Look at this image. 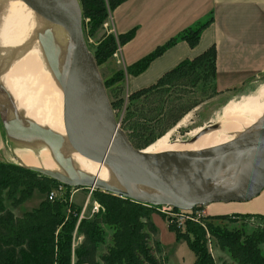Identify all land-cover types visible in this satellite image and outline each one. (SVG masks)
Wrapping results in <instances>:
<instances>
[{
  "label": "trees",
  "instance_id": "obj_1",
  "mask_svg": "<svg viewBox=\"0 0 264 264\" xmlns=\"http://www.w3.org/2000/svg\"><path fill=\"white\" fill-rule=\"evenodd\" d=\"M123 1L79 0L83 34L86 35L84 21L87 19L88 34L97 36L111 12ZM209 23L210 19H207L183 29L124 70H118L103 80L106 90L122 81L125 74L138 75L145 71L156 57L178 41H186L194 47ZM134 33L135 28L120 34H101L92 51L98 67ZM193 92L198 94V99H191ZM217 93L216 51L214 46H209L192 58L177 63L154 84L131 92L124 106L121 126L135 148L146 149L189 111ZM109 98L113 110L123 107V99ZM57 183L18 163L0 162V264L166 263V258L160 256L156 228L150 220V214L161 206L146 205L98 189L94 190V196L101 206L99 212L79 221L80 208L68 206L62 200L48 201L45 198L21 216H15L4 206V197L16 207L30 199L35 191L46 195L50 185ZM244 216L257 217L262 220V225H255L264 228L263 215L248 213ZM236 217L239 216H229L228 219ZM185 225L183 231L172 224L168 229L176 240L186 242L194 254L193 264H215L202 226L190 221ZM209 230L220 249L228 251L236 264H264V255L259 249L264 242L261 232L249 236L241 230L229 232L212 226Z\"/></svg>",
  "mask_w": 264,
  "mask_h": 264
},
{
  "label": "water",
  "instance_id": "obj_2",
  "mask_svg": "<svg viewBox=\"0 0 264 264\" xmlns=\"http://www.w3.org/2000/svg\"><path fill=\"white\" fill-rule=\"evenodd\" d=\"M21 1L34 13L38 26L33 39L62 89L65 132L62 135L26 118L0 81V120L6 138L36 156L47 149L58 169L21 161L20 166L68 187L98 189L146 205L179 210L215 202H247L264 189V112L222 144L162 153L137 149L116 119L86 43L79 0ZM58 31L64 35L60 41ZM21 45L11 50L0 47V78L29 43ZM263 80L264 74L255 79ZM219 128L220 123L205 125L186 143ZM75 152L105 167L107 180L77 168L70 155Z\"/></svg>",
  "mask_w": 264,
  "mask_h": 264
},
{
  "label": "crops",
  "instance_id": "obj_3",
  "mask_svg": "<svg viewBox=\"0 0 264 264\" xmlns=\"http://www.w3.org/2000/svg\"><path fill=\"white\" fill-rule=\"evenodd\" d=\"M207 19L210 23L194 47L183 40L176 42L145 71L129 75V89L133 92L154 84L177 63L209 46H214L216 51L219 93L256 82L255 79L264 74V0H125L110 14L115 34L135 28L133 37L120 47L124 66L149 54L183 29ZM4 143L0 136V149L4 148ZM219 205L213 204L210 210L217 212ZM229 205L235 207L230 209L232 212L264 216V189L247 204L237 205L241 208ZM150 220L157 233L159 226L168 229L159 214L152 212Z\"/></svg>",
  "mask_w": 264,
  "mask_h": 264
},
{
  "label": "bare ground",
  "instance_id": "obj_4",
  "mask_svg": "<svg viewBox=\"0 0 264 264\" xmlns=\"http://www.w3.org/2000/svg\"><path fill=\"white\" fill-rule=\"evenodd\" d=\"M0 11V47L11 50L13 47L21 45V43H29L25 50L20 51L21 53L14 60L9 70L1 76L0 81L11 93L17 108L24 113L26 118L64 135L63 92L44 62L38 42L33 39L34 30L38 26V23L35 22L34 13L21 0H0ZM56 36L59 41L64 38L63 33L60 31L56 32ZM25 87H35L37 90L39 99H36L35 103L30 100L32 95H29V93L28 95L22 94V89ZM27 96H31L30 99ZM263 112L264 82L257 86L252 94L226 106L217 117V120L206 124L208 126L220 123L219 129L210 131L191 143H186L203 128L202 126L188 132L189 138L184 141H170L172 132L186 125L190 116V114H187L176 124L175 129L157 139L145 151L162 153L181 149L195 150L222 144L231 140L235 134L251 126L262 116ZM63 149L69 153L66 146ZM24 152L27 155L16 156L22 164L41 166L50 170L58 169L47 149H41L37 156L30 151L24 150ZM70 155L77 168L98 176L102 180H107L108 174L105 167L79 153L75 152Z\"/></svg>",
  "mask_w": 264,
  "mask_h": 264
},
{
  "label": "rangeland",
  "instance_id": "obj_5",
  "mask_svg": "<svg viewBox=\"0 0 264 264\" xmlns=\"http://www.w3.org/2000/svg\"><path fill=\"white\" fill-rule=\"evenodd\" d=\"M3 1H7V0H3ZM87 21H88L87 19H85L84 21L85 22V32H86V35L84 34V37H85V40H86V43L89 49L92 52L93 50H95V47L100 40L101 34L103 33L105 34L113 33L114 34V31L112 29V32H111L110 30L106 29L103 26L101 28V31L97 33V36L90 35L88 34V28L86 24ZM106 21H108L109 23V28H112L111 23H110V17ZM118 48L119 46H117L116 50L114 51V53H117L116 56H114V53H113L111 58H109L106 62H104L98 67L103 80L109 79L118 70H122V69L124 70L126 68V66L122 64V60L120 58V51L117 50ZM128 76H129L128 74H125V77L122 79V81H120L116 86H111L109 87V89L106 90L107 94L111 97V99H114V100L123 99V102H124L123 107L116 108V110H114L116 119L119 122L121 128H122L121 124L123 123L122 120L125 115L124 106L127 103L128 95L132 92L129 89ZM263 82L264 81L252 82L250 84H247L246 86L233 89L230 92L217 93L211 96L210 98L205 99L202 103H200L199 105H197L195 108H193L191 111L187 113L188 115L190 114V116L188 117V121L186 125L180 128H177L176 131L174 130V132H172L170 141H174V140L182 141V140L188 139L189 138L188 132H191L192 130L196 128H199L206 124H210L214 122V120H217V117L223 112L226 106H228L231 102L240 101L244 97L252 94L256 90V87L262 84ZM25 88L27 91L25 90ZM25 88L22 89V94L25 93L26 95H28L29 93V95H32V97L31 96H27V97L29 99L31 97L32 99L30 100L35 103L37 101L36 99H39L38 97L39 95L35 87L33 88L25 87ZM191 96H192L191 99L199 98L196 92L191 93ZM174 127L171 130L175 129ZM0 136H2L5 142L4 148L0 149V162L19 163L16 156L27 155V154L24 152V150H20L19 148H17V146H15L13 143L8 141V139L6 138L3 126L1 124V120H0ZM59 186H63L61 192L56 193V196L54 197V199L50 200L48 198L49 192L55 191V189H58ZM49 189L50 190L46 193V195L38 191H35L30 199L26 200L24 203L16 207L11 204L10 200L4 197V206L8 208L10 211H12V213L15 216H21L26 211H31L33 207L34 208L37 207L38 204L45 198H47L48 201L62 200L63 202H67L68 206L73 205V206H76L77 208H80L79 213L85 208L84 217H90L91 209L94 203H98L100 206V203L96 199L97 196L96 197L94 196V190L90 193L88 188L68 187V186L63 185L62 183L51 184ZM248 202H228V203L215 202L205 207H199L197 209L199 210V213L201 214V216L198 217L197 220L186 219L183 221L181 226H178V222L175 219L174 215L171 216L167 214L166 212H163L161 210V207L160 208L158 207L157 209H155L154 212L162 216L167 226L172 224L176 227V229H179L180 231H183L186 228L185 224L187 221L200 224V226H202V228L205 231V236L207 240V248L210 254L212 255V257L214 258L215 264H236V262L231 258L230 253L228 251L220 249L219 243L216 241V239L211 234L209 229H210V226H212L213 228H217V229L219 228L223 231H229V232L241 230L243 231L245 235H249V236L252 234H258L259 232H261V234L264 235V228L257 227V225H255V224L262 225V220L254 216H244L243 217L245 213L232 212L230 209L235 208V207H232L230 205H229L230 207H228V204H236V206L237 205L240 206V205H245ZM213 204H221L219 205L220 209L217 212H212L213 210H210ZM239 206L237 207L241 208ZM100 207H99V210H100ZM171 212L176 213V211L173 209L171 210ZM188 215L193 216L192 213ZM229 216H232V217L239 216V217H236L237 219L236 218L228 219ZM240 216H242V218ZM243 218L244 220H240ZM78 221H79V218H78ZM155 238H157V241L159 242V245L161 248L160 256L166 258L165 264H192L193 263L194 254L188 248V246L186 245V242L184 240H176L174 237V234L170 232L168 229H166V227L159 226L157 237L155 236ZM108 240L109 239H106L107 242ZM259 249L261 253L264 255V242L259 245Z\"/></svg>",
  "mask_w": 264,
  "mask_h": 264
},
{
  "label": "built area",
  "instance_id": "obj_6",
  "mask_svg": "<svg viewBox=\"0 0 264 264\" xmlns=\"http://www.w3.org/2000/svg\"><path fill=\"white\" fill-rule=\"evenodd\" d=\"M103 26H104L106 29H108V30H110V31L112 32V28H109V23H108V21H105V22L103 23ZM114 34H115V33H114ZM117 50L120 51V46H119V48H118ZM116 55H117V53H114V56H116ZM62 187H63V186H59V188H58V189H55V191H51V192H49V194H48V198H49L50 200L54 199V197L56 196V193L61 192ZM64 188H65V187H64ZM88 189H89L90 193L94 190V189H92V188H88ZM99 207H100V206H99L98 203H94V204H93V207H92V209H91L90 217H91L93 214H95V213L98 212ZM198 208H199V207H198ZM161 210H162L163 212H166L167 214H169V215H171V216L174 215L175 219H176L177 222H178V226H181L182 223H183V221L186 220V219L197 220L198 217L201 216V214L199 213V210H198L197 208H195V209H193V210H177L176 213H172V212H171L172 209H171L170 206H161ZM168 212H170V213H168ZM190 213H192L193 216H189L188 214H190ZM84 216H85V208L79 213V215H78L79 220L82 219V218H84ZM194 216H195V217H194Z\"/></svg>",
  "mask_w": 264,
  "mask_h": 264
}]
</instances>
